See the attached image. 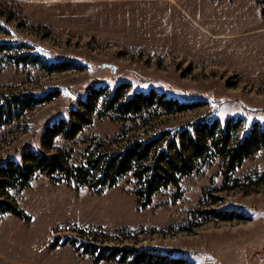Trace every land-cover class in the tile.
<instances>
[{"label": "rangeland", "instance_id": "374dc122", "mask_svg": "<svg viewBox=\"0 0 264 264\" xmlns=\"http://www.w3.org/2000/svg\"><path fill=\"white\" fill-rule=\"evenodd\" d=\"M0 43L12 47L0 54V105L19 95L49 97L9 122L0 116V169L27 151L59 155L70 169L137 141L153 139L159 150L205 123H215V135L238 137L264 126V0H0ZM24 51L76 68L12 62ZM136 93H164L191 107L155 105L125 118L107 108L112 95L120 102ZM76 111L89 122L73 118ZM72 119L80 126L72 138L44 144L48 128ZM193 165L148 205L132 173L100 187L96 177L88 185L34 170L21 189L0 187V201L23 214H0V264L133 257L95 260L80 243L164 255L163 264H264V153L230 171L215 150ZM224 214L231 220L215 218Z\"/></svg>", "mask_w": 264, "mask_h": 264}, {"label": "trees", "instance_id": "16d2710c", "mask_svg": "<svg viewBox=\"0 0 264 264\" xmlns=\"http://www.w3.org/2000/svg\"><path fill=\"white\" fill-rule=\"evenodd\" d=\"M10 46V44L0 43V54L8 53L12 48ZM10 59L14 63L37 64L42 68L53 71H66L76 68L75 65L69 62L58 65L48 63L43 61L40 55L25 51L11 56ZM92 95L91 93L89 97L91 98ZM48 99L49 97L42 95L14 96L1 103L0 116L5 115L9 122L26 109L42 104ZM106 103L108 109L119 114V118L140 116L155 105L175 112L185 111L191 107L185 103H178L176 99L166 98L164 93H136L120 102L112 95ZM88 105H90L89 102L81 104L84 107ZM74 116L79 122L84 124L89 122V119H85L80 111L73 112L72 117L74 118ZM214 126V122L211 124L205 123L200 129L196 128L194 131H183V133L173 135L167 139L166 146L159 150L153 139L133 142L134 144L125 147L122 151L107 155L100 154L99 157L89 159L86 165L74 166L70 169L64 165L59 155H40L34 151H27L23 154L20 163L12 160L1 167L0 187L2 188L7 184L11 188L19 187L21 189L27 185L34 170L45 173L50 177L57 173L64 177L74 175L81 184L88 185H91L92 177H96V181L92 184L100 187H112L124 175L132 173L138 182L136 188L138 199L143 201V205H148L154 194L168 188L170 185H176L180 177L191 174L194 168L193 163L204 157L210 150H215L223 158L229 171L239 167L245 159L254 156L256 153L260 151L264 153V126L255 124L252 132L239 137L230 135L226 130L215 135ZM235 126L234 123L232 128H235ZM79 129V124L74 123L73 119L70 122L63 120L55 127L48 128L45 131L46 141H44V144L49 146L51 139L58 135L72 138L76 130ZM225 129H227V126ZM199 132H202L203 138L199 137ZM8 181H11V183H7ZM14 182L15 184L19 182V186L12 185ZM1 213H11L19 218L23 217L22 212L8 201H0ZM215 218L231 220L232 217L224 214L223 216L215 215ZM80 245V248L85 253L93 256L95 260L110 261L120 253L122 254L121 261H124L126 256H133L128 264H163L161 260H166L164 255H153L148 252L147 254H136L132 249H126L128 251L124 253L126 251L124 249H101L96 245H88V243H80Z\"/></svg>", "mask_w": 264, "mask_h": 264}, {"label": "water", "instance_id": "95a60500", "mask_svg": "<svg viewBox=\"0 0 264 264\" xmlns=\"http://www.w3.org/2000/svg\"><path fill=\"white\" fill-rule=\"evenodd\" d=\"M100 68H109L111 72H114V70H115V67L113 65L106 64V63L101 64Z\"/></svg>", "mask_w": 264, "mask_h": 264}]
</instances>
